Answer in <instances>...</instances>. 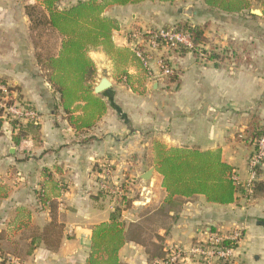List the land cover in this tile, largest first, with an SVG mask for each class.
<instances>
[{
  "label": "crops",
  "instance_id": "1",
  "mask_svg": "<svg viewBox=\"0 0 264 264\" xmlns=\"http://www.w3.org/2000/svg\"><path fill=\"white\" fill-rule=\"evenodd\" d=\"M78 1L60 0L58 6ZM180 1L187 0L108 6L104 14L117 22L114 44L131 47L133 27L181 21L184 7L167 5ZM42 12L39 0H0V85L39 116L37 122L21 123L25 136L18 143L13 140L17 129L13 133L0 116V264H86L92 229L116 208L125 237L120 264H153L169 247H188L208 229L242 235L235 258L213 264H264V163L252 199L238 189L232 202L220 204L202 194L167 198L155 157L157 143L219 150L245 180L254 149L251 135L264 124V63L253 64L264 55L247 54L238 66L192 51H169L176 77L150 79L135 61L117 66L102 47L91 48L92 88L103 74L112 84L101 93L92 91L103 99L104 113L90 128L76 129L48 80L46 59L57 54L61 37L39 22ZM47 32L54 37L53 51ZM234 32L235 38L248 37ZM101 166L126 181L125 199L99 189ZM148 170L151 176L144 181Z\"/></svg>",
  "mask_w": 264,
  "mask_h": 264
},
{
  "label": "trees",
  "instance_id": "2",
  "mask_svg": "<svg viewBox=\"0 0 264 264\" xmlns=\"http://www.w3.org/2000/svg\"><path fill=\"white\" fill-rule=\"evenodd\" d=\"M39 1L46 11V14L41 13L39 22L45 23L61 37L57 54L49 55L46 59L50 71L48 80L57 89L60 105L67 114L70 124L76 129L90 128L106 109L101 96L92 93V78L96 68L87 55L91 48L102 47L114 59L117 66L135 61L138 68L146 75L145 69L134 56L131 47L114 44L112 32L117 28V22L104 14L108 6L134 4L142 0H82L68 7H59L60 0ZM255 1L259 3L264 18V0ZM202 2L208 8L223 13L247 11L250 17H255L249 11L250 0H202ZM172 26L178 30L188 31L194 45L203 41L204 25H194L190 19H185ZM179 51L185 53L190 50ZM210 57L215 58V56ZM122 73L127 77V71L123 70ZM175 77L174 72L172 79ZM77 110L81 111V114L75 115L74 112ZM5 120L10 123L13 133L17 129L13 140L18 143L25 136L24 127L16 119ZM263 130L264 127L256 129L251 135L252 140ZM155 157L156 169L162 175V186L167 192V198L202 194L208 202L228 204L233 201L234 194L238 190L232 179L233 169L221 159L219 150L166 148L157 143ZM119 213V208H116L107 222H101L92 229L86 264H120L118 250L123 245L125 237Z\"/></svg>",
  "mask_w": 264,
  "mask_h": 264
},
{
  "label": "built area",
  "instance_id": "3",
  "mask_svg": "<svg viewBox=\"0 0 264 264\" xmlns=\"http://www.w3.org/2000/svg\"><path fill=\"white\" fill-rule=\"evenodd\" d=\"M128 36L134 56L150 79L174 74V69L166 55L168 51L176 49L191 51L197 47L188 31L178 30L172 25L155 28L137 26L129 30ZM0 116L5 119H16L20 123L29 121L34 123L39 118L33 106L11 96L5 85H0ZM253 143L254 149L247 162V178L241 180L235 173L232 175L235 186L237 189H242L247 200L253 197L258 171L264 163V130L253 139ZM97 184L99 189L107 194L125 199L126 181L114 179L109 166H101L97 175ZM240 235V230L222 233L216 229H208L202 239L192 242L188 247L177 245L169 247L163 257L154 259L153 264H183L186 260L202 264L232 261L237 254L236 243Z\"/></svg>",
  "mask_w": 264,
  "mask_h": 264
},
{
  "label": "rangeland",
  "instance_id": "4",
  "mask_svg": "<svg viewBox=\"0 0 264 264\" xmlns=\"http://www.w3.org/2000/svg\"><path fill=\"white\" fill-rule=\"evenodd\" d=\"M251 7H260L259 3L255 0H250ZM191 4L193 15L191 17L192 24L202 26L203 29V41H201L195 50L192 52L204 57L215 56L216 61L221 65H230L231 61L237 62V65L244 64V59L247 54L253 53L255 57L264 55V18L254 15L250 17L247 11L240 13H223L216 9H211L205 6L202 0H187L176 2L175 4H167L176 6L177 8H183L186 5ZM261 9V7H260ZM262 10V9H261ZM248 16V17H247ZM181 21L188 19L182 16ZM247 17V18H245ZM249 27H246V24ZM162 27V24H159ZM36 30V29H35ZM242 31L248 33V37L240 39L235 38L234 31ZM38 34V33H37ZM51 42L47 47L48 51H53L55 47L54 37L47 32ZM50 48V49H49ZM180 49L171 50L178 51ZM169 52V51H168ZM249 59H251L249 57ZM250 62V61H249ZM264 60L260 63H253L255 67L261 66ZM173 67V63L170 62ZM176 72V68H173ZM169 79L172 76H168ZM263 126H257V129L263 128ZM242 235L239 236L236 246L241 240ZM164 256V255H163Z\"/></svg>",
  "mask_w": 264,
  "mask_h": 264
},
{
  "label": "water",
  "instance_id": "5",
  "mask_svg": "<svg viewBox=\"0 0 264 264\" xmlns=\"http://www.w3.org/2000/svg\"><path fill=\"white\" fill-rule=\"evenodd\" d=\"M250 13L253 15L261 16L262 15V10L260 7H250L249 9ZM182 14L187 17L191 18L193 15V10H192V5H188L182 9ZM112 82L110 81L109 77L106 74H103L99 77L98 81L96 84L93 86L92 91L95 94L101 93L108 89L111 86ZM151 176V171L148 170L142 175V179L144 181H148Z\"/></svg>",
  "mask_w": 264,
  "mask_h": 264
}]
</instances>
